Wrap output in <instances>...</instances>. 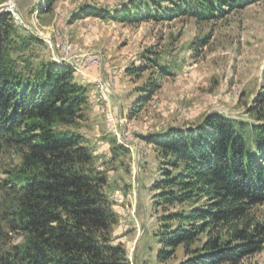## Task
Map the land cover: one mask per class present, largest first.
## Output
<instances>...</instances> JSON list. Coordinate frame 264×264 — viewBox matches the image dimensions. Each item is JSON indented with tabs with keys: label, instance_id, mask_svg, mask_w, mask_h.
<instances>
[{
	"label": "trees",
	"instance_id": "16d2710c",
	"mask_svg": "<svg viewBox=\"0 0 264 264\" xmlns=\"http://www.w3.org/2000/svg\"><path fill=\"white\" fill-rule=\"evenodd\" d=\"M45 1L41 11L56 0ZM257 1L127 0L112 12L84 5L73 18L209 23ZM41 43L0 13V264H130L113 236L118 216L107 174L78 131L91 89L75 80L71 64H35L26 52ZM141 62L126 69L138 79L150 70L137 104L173 74L155 54ZM247 114L213 111L144 136L157 159L151 201L160 263L242 264L264 251V89ZM129 150L113 141L114 158Z\"/></svg>",
	"mask_w": 264,
	"mask_h": 264
},
{
	"label": "rangeland",
	"instance_id": "374dc122",
	"mask_svg": "<svg viewBox=\"0 0 264 264\" xmlns=\"http://www.w3.org/2000/svg\"><path fill=\"white\" fill-rule=\"evenodd\" d=\"M126 1L56 0L50 10L41 11L45 0H0V13L10 12L24 34L44 40L26 52L35 64L59 62L55 57L59 52L65 55V41L73 49V60L86 58L84 65L72 62L77 79L91 89L78 131L95 152L96 166L107 174L105 192L118 216L113 236L126 247L130 264H163L157 260L151 201L157 159L143 138L169 126L192 125L213 111L249 119L247 109L264 89V0L209 23L189 16L138 24L96 16L73 18L84 5L112 12ZM152 54L173 74L162 79L150 101L137 104L136 89L150 70L138 79L128 76L126 69ZM102 73L112 93L100 89ZM113 141L128 146L129 152L114 158ZM242 264H264V251Z\"/></svg>",
	"mask_w": 264,
	"mask_h": 264
},
{
	"label": "built area",
	"instance_id": "2783aa9c",
	"mask_svg": "<svg viewBox=\"0 0 264 264\" xmlns=\"http://www.w3.org/2000/svg\"><path fill=\"white\" fill-rule=\"evenodd\" d=\"M62 48H63V52L65 53V55H62L61 52H59L61 57L65 58L67 60H70V62H76L72 58V57H74V55H70V53L73 52V49H70V48L66 47V41L63 43V47ZM85 59L86 58H82L80 56V61L76 62V63H80V64L84 65ZM100 63H101V61H100ZM98 78H99V87H100V89H107V92L112 93L113 92V86H112L110 81H107L105 79L103 73ZM113 78L115 79V80L114 79L113 80L116 81V75L115 74L113 75ZM113 117H112V119H113Z\"/></svg>",
	"mask_w": 264,
	"mask_h": 264
},
{
	"label": "water",
	"instance_id": "95a60500",
	"mask_svg": "<svg viewBox=\"0 0 264 264\" xmlns=\"http://www.w3.org/2000/svg\"><path fill=\"white\" fill-rule=\"evenodd\" d=\"M49 41H51V40L49 39ZM55 58L59 60V62L56 61V62H58V63H62V64H69V63H70L69 60H67V59H65V58H63V57H61L60 55H57ZM137 151H138V150H137Z\"/></svg>",
	"mask_w": 264,
	"mask_h": 264
},
{
	"label": "crops",
	"instance_id": "0c3cea01",
	"mask_svg": "<svg viewBox=\"0 0 264 264\" xmlns=\"http://www.w3.org/2000/svg\"><path fill=\"white\" fill-rule=\"evenodd\" d=\"M75 79H77V77L75 76ZM77 80H79V82H81V83H83V80H80V79H77ZM84 84V83H83ZM118 93L116 92V94L115 95H117Z\"/></svg>",
	"mask_w": 264,
	"mask_h": 264
},
{
	"label": "bare ground",
	"instance_id": "6f19581e",
	"mask_svg": "<svg viewBox=\"0 0 264 264\" xmlns=\"http://www.w3.org/2000/svg\"><path fill=\"white\" fill-rule=\"evenodd\" d=\"M66 47L71 49V47H68V46H66ZM70 64L72 65V62H70Z\"/></svg>",
	"mask_w": 264,
	"mask_h": 264
}]
</instances>
